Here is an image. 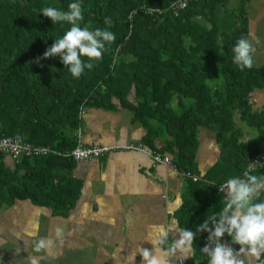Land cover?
<instances>
[{
	"label": "trees",
	"instance_id": "obj_1",
	"mask_svg": "<svg viewBox=\"0 0 264 264\" xmlns=\"http://www.w3.org/2000/svg\"><path fill=\"white\" fill-rule=\"evenodd\" d=\"M174 1L0 0V138L20 135L37 146L72 151L81 110H114L119 101L148 130L144 146L170 157L180 172L200 178H184L177 218L181 229L196 233L194 256L185 264H208L200 250L209 234L196 228L221 210L225 199L219 185L242 177L251 159L262 153L264 106L256 108L253 95L264 89V64L257 65L254 57V66L242 71L233 63L236 42L249 35L244 9L230 10L229 0H199L175 17L168 11ZM72 2L82 6L81 27L116 36L103 58L79 78L59 56L43 59L71 26L52 24L41 9L67 11ZM144 7H160L164 13L146 15ZM201 127L214 131L222 150L204 176L196 161ZM74 164L51 155L22 158L12 168L0 156V204L28 199L63 216L80 196L81 181L71 174ZM250 174L264 175V170ZM221 240L239 250L227 234Z\"/></svg>",
	"mask_w": 264,
	"mask_h": 264
},
{
	"label": "crops",
	"instance_id": "obj_2",
	"mask_svg": "<svg viewBox=\"0 0 264 264\" xmlns=\"http://www.w3.org/2000/svg\"><path fill=\"white\" fill-rule=\"evenodd\" d=\"M258 3L264 7V0L228 2L232 11L245 10L255 59L261 38L255 36L254 25H262L264 31V8L257 10ZM129 99L137 103L134 95ZM253 102L256 108L264 106V89L254 93ZM116 105L114 110L92 107L85 112L81 129L86 147L143 143L148 134L145 125L135 121L133 110L119 101ZM198 139L196 161L204 176L220 160L222 150L211 129L201 127ZM260 146L264 152L263 139ZM4 157L14 168L16 162L10 156ZM174 167L177 171L155 165L150 154L123 149L112 150L102 158L75 162L71 174L81 181L80 196L75 207L63 216L28 199L16 200L12 206L0 204V264H28V257L44 255L33 252L34 243L42 237H52L55 226L65 228L64 243L58 244L54 254L46 256L41 264H127L136 246L152 249L146 240L161 225L173 229L169 234L171 242L181 229L177 213L183 206L184 178H188L187 173ZM119 249L123 250L115 258ZM177 262L174 259L172 264ZM134 264H142L139 255Z\"/></svg>",
	"mask_w": 264,
	"mask_h": 264
},
{
	"label": "clouds",
	"instance_id": "obj_3",
	"mask_svg": "<svg viewBox=\"0 0 264 264\" xmlns=\"http://www.w3.org/2000/svg\"><path fill=\"white\" fill-rule=\"evenodd\" d=\"M41 13L52 24L66 22L71 26L45 51L43 59L59 56L74 78H79L85 69H92L93 61L101 60L107 46L116 39L115 34L107 29L96 28L93 31L87 26L81 27L84 15L81 4L77 2L70 3L67 11L47 6L41 9ZM110 23V19L105 20V24ZM255 51L249 39L240 38L233 48V63L242 71L251 69ZM220 191L227 193L221 210L218 214L208 215L196 228L197 233L209 234L208 243L200 251L208 257V264H264V199H261L264 175L246 171L242 177L227 179ZM171 231L173 229L169 226H159L154 235L146 240L152 249L136 246L135 251L128 255L127 264H134L137 255L142 258V264H172L174 259L183 264L194 255L196 233L187 228L180 229L177 237L170 242ZM225 234L231 238V244L239 245L238 251L220 242ZM65 236V228L55 226L52 237L36 240L33 252L44 255L28 257V264H41L46 256H52L57 245L64 243ZM122 250H118L115 258Z\"/></svg>",
	"mask_w": 264,
	"mask_h": 264
},
{
	"label": "built area",
	"instance_id": "obj_4",
	"mask_svg": "<svg viewBox=\"0 0 264 264\" xmlns=\"http://www.w3.org/2000/svg\"><path fill=\"white\" fill-rule=\"evenodd\" d=\"M199 0H177L171 3L168 11H171L175 17L180 16L181 12L189 8L190 4L193 2H198ZM143 11L146 15L155 16L163 15L164 10L160 7L158 8H148L144 7ZM135 13V12H134ZM132 18V16H130ZM86 110H81L80 116L83 117ZM82 129H78L77 138L78 145L72 151L61 152L51 146H37L33 143L26 142L20 135L14 137H4L0 138V156H10L16 163H18L22 158H41L48 156H60L71 159L75 162H85L96 158H102L105 155L109 154L112 150H128V151H140L146 154H150L153 157L155 165H163L167 168L177 171L172 163V160L169 157H164L159 153H154L150 151L142 143L130 144L125 147H106V146H95V147H86L82 141ZM264 170V152L260 155L253 157L250 161V165L247 171H254L256 169ZM186 177L192 178L194 181L199 180L198 176L186 174ZM225 183L219 185V194L226 198V191H220V188ZM177 264H180L178 260ZM183 264L185 262L183 261Z\"/></svg>",
	"mask_w": 264,
	"mask_h": 264
},
{
	"label": "rangeland",
	"instance_id": "obj_5",
	"mask_svg": "<svg viewBox=\"0 0 264 264\" xmlns=\"http://www.w3.org/2000/svg\"><path fill=\"white\" fill-rule=\"evenodd\" d=\"M258 6H259V9H257V10H262L264 8L263 5L260 4V3H258ZM261 24H264V21H261ZM254 27H255V30H254L255 31V36L257 38H261L259 40L260 46H259V50L257 52V58L255 59L257 65L261 66V65L264 64V31H263V26L262 25L255 24ZM251 30H250V32H251ZM255 42L257 43V41H255ZM263 141H264V139H263Z\"/></svg>",
	"mask_w": 264,
	"mask_h": 264
}]
</instances>
